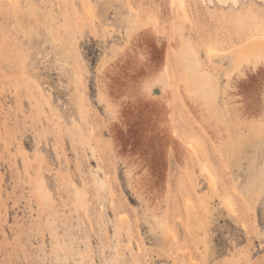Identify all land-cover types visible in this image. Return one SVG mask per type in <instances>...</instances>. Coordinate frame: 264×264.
<instances>
[{
    "label": "rangeland",
    "instance_id": "374dc122",
    "mask_svg": "<svg viewBox=\"0 0 264 264\" xmlns=\"http://www.w3.org/2000/svg\"><path fill=\"white\" fill-rule=\"evenodd\" d=\"M262 36L264 0H0V264H264Z\"/></svg>",
    "mask_w": 264,
    "mask_h": 264
},
{
    "label": "bare ground",
    "instance_id": "6f19581e",
    "mask_svg": "<svg viewBox=\"0 0 264 264\" xmlns=\"http://www.w3.org/2000/svg\"><path fill=\"white\" fill-rule=\"evenodd\" d=\"M261 38H263L264 39V36H262ZM255 45H256V47L260 50V51H264V40L263 41H257V42H255L254 43ZM196 64V66H198V63L196 62L195 63ZM194 68V67H193ZM206 79H208L207 77H206ZM205 79V80H206ZM206 81H208V80H206ZM203 85H205V87H207V85H208V82H206L205 84H203ZM202 85V86H203ZM197 90V89H196ZM198 90H200V89H198ZM204 90V89H203ZM205 97H206V95H204ZM204 99H206V98H204ZM210 107H211V104H210ZM189 145V144H188ZM188 148H189V146H188ZM184 149H185V147H184ZM206 169V168H205ZM208 173V172H207Z\"/></svg>",
    "mask_w": 264,
    "mask_h": 264
},
{
    "label": "snow or ice",
    "instance_id": "6c2138e0",
    "mask_svg": "<svg viewBox=\"0 0 264 264\" xmlns=\"http://www.w3.org/2000/svg\"><path fill=\"white\" fill-rule=\"evenodd\" d=\"M145 50H147L148 46L152 43V36L150 33H145L142 37ZM141 60H143V57H141Z\"/></svg>",
    "mask_w": 264,
    "mask_h": 264
}]
</instances>
